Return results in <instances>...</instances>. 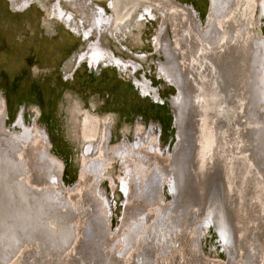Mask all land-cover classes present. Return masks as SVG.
Listing matches in <instances>:
<instances>
[{
  "label": "rangeland",
  "instance_id": "374dc122",
  "mask_svg": "<svg viewBox=\"0 0 264 264\" xmlns=\"http://www.w3.org/2000/svg\"><path fill=\"white\" fill-rule=\"evenodd\" d=\"M132 1L0 0V131L27 136L25 181L50 191L54 176L64 198L82 202L76 246L89 264H264V230L255 221L247 243L241 235L226 240L208 221L211 180L190 191L200 199H188L182 232L172 224L180 208L172 191L178 88L160 76L159 65L166 61L163 44L179 52L173 11L205 33L212 0H151L150 12L149 0H137L128 15ZM248 1V27L264 42V9ZM100 16L105 23L94 25ZM94 45L121 65L89 60ZM257 118L264 130V102ZM253 201L254 218L264 222V194ZM234 223L239 234L237 217ZM23 255L14 251L3 264H18Z\"/></svg>",
  "mask_w": 264,
  "mask_h": 264
},
{
  "label": "bare ground",
  "instance_id": "6f19581e",
  "mask_svg": "<svg viewBox=\"0 0 264 264\" xmlns=\"http://www.w3.org/2000/svg\"><path fill=\"white\" fill-rule=\"evenodd\" d=\"M219 1L214 0L215 13L219 16L216 21L211 17L214 26L212 32L208 29L215 37L206 40V32H199L196 26V42L184 43L195 47L197 52L204 44L200 57L197 53L195 55L199 70L186 68L183 74L179 56L173 53L176 69L184 81V90L179 96L183 101L184 118L181 116L183 121L179 122L175 115L180 146L173 154L172 191L180 199V208L173 213L172 224L179 225L182 232L191 210L188 199L200 197L197 193L190 195V191H195L194 184L211 180L216 201L210 205L208 221L219 227L226 240L241 235L243 242L247 243L245 240L256 228L253 226L255 222L262 232L264 230V222H258L251 212L255 194H264V130L263 124L257 120L264 102V42L258 43L250 36H240L237 42L232 37L224 38L217 24L219 18L231 9L234 0L222 4ZM261 6L264 9V0ZM58 14L61 17L63 12L58 11ZM101 17L96 19L99 23ZM222 23L226 27L225 21ZM96 47L90 48L89 60H105L119 66L120 63L112 60L102 47ZM162 71L168 74L166 68ZM173 85L178 88V93L182 90ZM146 89L144 85V93L148 92ZM174 110H181L179 103L174 105ZM27 139L25 135L0 131V264L14 251L25 255L18 264H89V254L80 253L77 251L79 246H76L80 230L77 212H85L83 204L64 198L54 176H49L50 180H55L50 191L34 188L25 181L27 159L24 161L23 157L28 154L25 148ZM47 158L50 160V156ZM123 183L127 190V182ZM226 187L227 193L231 194L230 208L225 203ZM232 203H235L233 208ZM235 217L242 225L239 234Z\"/></svg>",
  "mask_w": 264,
  "mask_h": 264
},
{
  "label": "flooded vegetation",
  "instance_id": "af4514ba",
  "mask_svg": "<svg viewBox=\"0 0 264 264\" xmlns=\"http://www.w3.org/2000/svg\"><path fill=\"white\" fill-rule=\"evenodd\" d=\"M139 1H141V0H139ZM139 1H137V0L132 1L131 6H129L128 9H127L128 10L127 11L128 15L132 14L134 12V10L137 8V4L139 3ZM149 1H150V2H148L149 4L144 6V11H146V12H150L149 10H151V8L153 6V2L151 0H149ZM225 1L226 0H220L219 3L222 4V2H225ZM248 2L250 3V1H248V0H241L239 2H238V0H234V2H232L233 5L231 6V9L228 11V13L223 14L221 16L222 18L220 17L221 19L219 18V21H218L219 23L217 24V28H218L219 32H220V30L223 31V35L222 36L224 38L232 37V39L235 42H237V39H239L240 36H244V37H247V36L249 37L250 36L251 38H253L252 37L251 28L248 27L250 25V23H251L250 22V16L252 14L251 12H249V8H248L249 3ZM256 2H258L261 5L262 0H257ZM237 5H239L238 8H237ZM162 10H163V16H164L165 20H167L166 19V15H165L167 10L164 9V8ZM216 10L217 9L214 8V0H212V14H211V17L213 18L214 21H216V17L219 16V14L215 13ZM127 13H125V15L123 16V19H122L121 22H124V20H126V18L128 17V15H126ZM174 13H176V11H173V13H172L173 15L176 16V23L171 21L172 22L171 24L173 26V31H174V34L176 36V43L178 44V46H177V50L179 51L178 52V56L180 54L179 60H180V63L182 64V66H183L182 72H183V74H185L184 72H185L186 68H191V67L194 68V69L199 70V65H200L199 64V60L197 58H195V55L197 53L199 55V57H200V55H201V53L203 52V49H204V44L200 45V50L198 52H197V49L195 47H192V46H189V45L185 46V44H184V43L189 44L191 41L196 42V37H198V33H197L196 29H195L196 28V24H194V22H192L190 17L185 16L186 13H183L184 15L183 14L179 15V13L178 14H174ZM101 20H106V19L101 17ZM108 20L109 19H107V21ZM223 21H225L226 27L222 23ZM103 23H105V22L101 21V23H99L98 20L94 21V25H96V26H98V25L100 26ZM116 26H118V24ZM212 28H213V24L211 25V28H209L210 32H212ZM162 33H163V29H162ZM230 35H232V36H230ZM208 37H215V36H213V34L211 35L208 32V30H207L205 39L208 38ZM159 41H160V37L158 36L156 38V42H159ZM159 44L156 43V46H158ZM163 45H164L163 51H164V55L166 57V61L164 63H160L159 72H160V76L162 78L168 80L170 83L176 84L179 88L182 89V90H179L178 96L176 97V99L173 100V103H172L173 110H174V105L176 103L180 104V109L181 110L180 111L174 110L175 115L177 117V121L180 122L181 120L183 121V118H184L182 116V107H183V103L182 102L183 101L179 97L180 94H181V91L183 92V90H184V84H183L184 81H183V79H181V76H180L181 72L178 69H176V65H175L176 64V60H175V57L173 55L174 52L176 53V50H173L170 47V45L167 44V43L163 44ZM96 46H97L96 49L97 48H101L99 45H96ZM102 49H104V48H102ZM185 50H186V52H185ZM104 51L106 53H108V55L110 56V58L112 60L113 59L117 60L120 63L119 65H121L120 59L116 58L111 51H109L107 49H104ZM163 68L167 69L166 72L169 75L163 73V71H162ZM198 73L199 72H197V74ZM195 75H196V72H195ZM195 75H193V79L195 81H197ZM142 84L147 86L148 89H146V90H150V86L147 85V83L144 82ZM178 114H179L180 117H178ZM178 133H179V127H178ZM182 141H183V139H182ZM187 147H188V145H187ZM119 150H120L119 154L122 153L121 152L122 149L120 148ZM172 180H173V178H172ZM251 188H252V186H250V189ZM174 193H175V191H174ZM241 227H242V225H241Z\"/></svg>",
  "mask_w": 264,
  "mask_h": 264
},
{
  "label": "trees",
  "instance_id": "16d2710c",
  "mask_svg": "<svg viewBox=\"0 0 264 264\" xmlns=\"http://www.w3.org/2000/svg\"><path fill=\"white\" fill-rule=\"evenodd\" d=\"M65 177H67V179H69V176L66 174V176Z\"/></svg>",
  "mask_w": 264,
  "mask_h": 264
},
{
  "label": "water",
  "instance_id": "95a60500",
  "mask_svg": "<svg viewBox=\"0 0 264 264\" xmlns=\"http://www.w3.org/2000/svg\"><path fill=\"white\" fill-rule=\"evenodd\" d=\"M4 263V262H3Z\"/></svg>",
  "mask_w": 264,
  "mask_h": 264
}]
</instances>
